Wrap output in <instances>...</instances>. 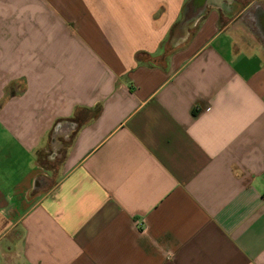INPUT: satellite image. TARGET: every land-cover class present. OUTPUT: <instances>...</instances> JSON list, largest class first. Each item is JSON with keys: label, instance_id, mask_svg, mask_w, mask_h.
I'll list each match as a JSON object with an SVG mask.
<instances>
[{"label": "crops", "instance_id": "crops-1", "mask_svg": "<svg viewBox=\"0 0 264 264\" xmlns=\"http://www.w3.org/2000/svg\"><path fill=\"white\" fill-rule=\"evenodd\" d=\"M192 2L0 0V264H264V0Z\"/></svg>", "mask_w": 264, "mask_h": 264}, {"label": "flooded vegetation", "instance_id": "flooded-vegetation-1", "mask_svg": "<svg viewBox=\"0 0 264 264\" xmlns=\"http://www.w3.org/2000/svg\"><path fill=\"white\" fill-rule=\"evenodd\" d=\"M209 1H212V2H215L217 4H220V7L223 11H227L230 7H235L237 8L238 6L239 7H243V5L245 6L244 8H240V11L239 13L242 14L241 17L249 14L252 12V8L256 9L258 12H259V9L263 8V5L258 2V0H250V3L246 2L245 0H209ZM200 1L198 0H194V5H196V7H198L200 4H199ZM210 3V2H209ZM251 6L248 10L245 11V9L247 7ZM206 10V7L205 9ZM257 15V14H256Z\"/></svg>", "mask_w": 264, "mask_h": 264}, {"label": "water", "instance_id": "water-1", "mask_svg": "<svg viewBox=\"0 0 264 264\" xmlns=\"http://www.w3.org/2000/svg\"><path fill=\"white\" fill-rule=\"evenodd\" d=\"M199 2V6L196 8L195 6V12L190 13L191 16H197L198 14H200L205 7H207V5L209 4V0H198ZM194 0L192 2V6H193ZM65 128L67 129V131L65 132V134H70L73 130H75L77 128V124L75 122H66V123H59L55 129V136L54 139H57V137L61 134L62 130H65Z\"/></svg>", "mask_w": 264, "mask_h": 264}, {"label": "rangeland", "instance_id": "rangeland-1", "mask_svg": "<svg viewBox=\"0 0 264 264\" xmlns=\"http://www.w3.org/2000/svg\"><path fill=\"white\" fill-rule=\"evenodd\" d=\"M219 5L220 4L211 1L210 4L206 7V10H211L212 8L217 7Z\"/></svg>", "mask_w": 264, "mask_h": 264}]
</instances>
